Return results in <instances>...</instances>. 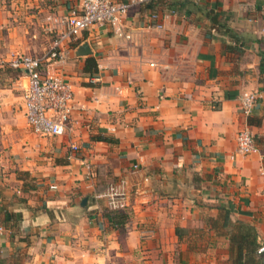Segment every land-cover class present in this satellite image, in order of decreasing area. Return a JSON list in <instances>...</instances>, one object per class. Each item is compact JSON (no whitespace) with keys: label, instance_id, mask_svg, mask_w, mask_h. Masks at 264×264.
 <instances>
[{"label":"crops","instance_id":"0c3cea01","mask_svg":"<svg viewBox=\"0 0 264 264\" xmlns=\"http://www.w3.org/2000/svg\"><path fill=\"white\" fill-rule=\"evenodd\" d=\"M79 5L0 0V264H231L227 235L246 229L264 247V98L240 107L264 92V0L150 2L124 16L129 39L83 31L43 67L72 85L68 130L35 135L25 74L5 64L46 52ZM245 127L259 153L243 157ZM122 179L114 229L98 196Z\"/></svg>","mask_w":264,"mask_h":264},{"label":"built area","instance_id":"2783aa9c","mask_svg":"<svg viewBox=\"0 0 264 264\" xmlns=\"http://www.w3.org/2000/svg\"><path fill=\"white\" fill-rule=\"evenodd\" d=\"M164 2L170 0H80L78 8L70 11L69 15L58 21L61 26L58 37L51 47L40 56L12 55L5 66L12 70H19L25 74L26 86L21 95L22 107L26 123L31 132L40 136H60L68 130L70 114L73 106L72 85L59 76H47L43 67L49 62L64 61L68 50L66 42H77L80 34L96 25H106L117 36L129 39L124 33L123 18L133 6L150 2ZM174 13L173 10H169ZM149 26L162 30L163 24L157 12L149 15ZM264 98V92H250L240 100L242 114H251L257 99ZM236 150L238 156L258 154L254 135L249 128H242L236 135ZM137 166H133L136 169ZM125 179L110 183L103 194L109 211H123L128 207L132 188ZM264 247L258 250L262 253Z\"/></svg>","mask_w":264,"mask_h":264},{"label":"trees","instance_id":"16d2710c","mask_svg":"<svg viewBox=\"0 0 264 264\" xmlns=\"http://www.w3.org/2000/svg\"><path fill=\"white\" fill-rule=\"evenodd\" d=\"M173 8L174 7H172L170 10L174 11L175 9ZM88 63H91V61L89 60ZM259 69L260 72H264V57L262 58ZM227 215L225 216L226 222L228 219ZM105 216L110 220V223L114 229L123 227L129 217L128 214L123 211L109 210L105 211ZM246 230L242 234L234 232L227 235L229 242L230 262L231 264H262L263 256L258 254L260 242L257 240L255 234L247 232Z\"/></svg>","mask_w":264,"mask_h":264}]
</instances>
